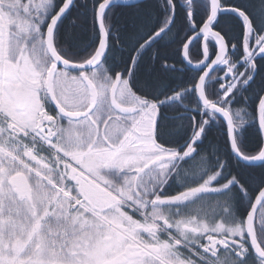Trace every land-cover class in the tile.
Wrapping results in <instances>:
<instances>
[{"label":"snow or ice","instance_id":"6c2138e0","mask_svg":"<svg viewBox=\"0 0 264 264\" xmlns=\"http://www.w3.org/2000/svg\"><path fill=\"white\" fill-rule=\"evenodd\" d=\"M0 264H264V0H0Z\"/></svg>","mask_w":264,"mask_h":264},{"label":"trees","instance_id":"16d2710c","mask_svg":"<svg viewBox=\"0 0 264 264\" xmlns=\"http://www.w3.org/2000/svg\"><path fill=\"white\" fill-rule=\"evenodd\" d=\"M150 3H155V0H146V1L142 2V3H140V5L141 6H145V5L150 4ZM131 10H133V9H130L128 7L117 8L116 9L117 12H121V11H125L126 12V11H131ZM174 47H175V45L171 46V48H174ZM171 48L167 49V50L170 51ZM165 50L166 49H164V48L161 49L162 52L165 51ZM216 135H217V131H216V129H213L212 133L210 134V138L212 136H216ZM206 143H207V141H206ZM246 143L248 144V146L250 148H253V149L255 148L256 144L258 143V137L256 136L254 130H252L248 134H246Z\"/></svg>","mask_w":264,"mask_h":264},{"label":"water","instance_id":"95a60500","mask_svg":"<svg viewBox=\"0 0 264 264\" xmlns=\"http://www.w3.org/2000/svg\"><path fill=\"white\" fill-rule=\"evenodd\" d=\"M144 1H146V0H127V3H139L140 4Z\"/></svg>","mask_w":264,"mask_h":264}]
</instances>
